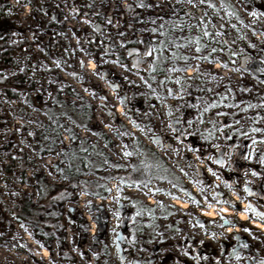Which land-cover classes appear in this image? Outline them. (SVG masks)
<instances>
[{
    "label": "rangeland",
    "instance_id": "374dc122",
    "mask_svg": "<svg viewBox=\"0 0 264 264\" xmlns=\"http://www.w3.org/2000/svg\"><path fill=\"white\" fill-rule=\"evenodd\" d=\"M24 1L0 0V8L14 18L0 36V50L12 60L0 64L1 83L30 90L17 99L0 93V147L24 149L35 166L27 169L31 184L0 173V253L25 256L29 264L36 263L40 248L48 254L39 264H264V232L250 226L251 219L264 222L252 211L264 213V11L258 8L264 0H228L231 9L218 0ZM89 60L93 69H87ZM55 86H72L92 103L90 126L102 129L113 147L78 128L81 137L127 165L135 158L128 144L139 137L181 176L192 196L167 181L126 186L117 178L106 182L88 174L111 192L101 198L77 189L76 201L65 203V226L52 228L57 239L15 217L19 193L37 196L32 173L41 170L48 182H64L55 165L58 155L36 153L31 136L47 124L42 103ZM221 93L219 104L214 96ZM63 97L79 103L77 97ZM202 131L212 134L210 140L193 144ZM61 137L69 144L64 133ZM111 171L107 165L100 173ZM174 195L187 206H176ZM136 199L155 205L161 226L152 239L130 237L129 229L151 215L134 216ZM72 208L85 227L69 224ZM209 208L214 218L202 214ZM239 211L246 213L244 221L237 218ZM208 249L211 255L204 259Z\"/></svg>",
    "mask_w": 264,
    "mask_h": 264
},
{
    "label": "trees",
    "instance_id": "16d2710c",
    "mask_svg": "<svg viewBox=\"0 0 264 264\" xmlns=\"http://www.w3.org/2000/svg\"><path fill=\"white\" fill-rule=\"evenodd\" d=\"M220 4L231 9L228 0H218ZM255 0H246L250 2ZM24 2L32 4L34 0H25ZM262 11L264 8L258 7ZM14 18L8 17L4 9L0 8V36L13 27ZM11 56L6 50H0V64L7 66L11 64ZM118 63H120L118 61ZM152 67L151 71H158ZM3 77L0 76V93L5 94L8 98H19L25 85H2ZM21 84L24 80L21 79ZM30 94V93H28ZM64 94L77 97L79 103L64 98ZM215 101L219 104L223 102V96L217 94L214 96ZM42 110L47 117V124L31 132L33 141V150L38 154H49L55 152L58 160L55 165L60 170V176L63 183H50L46 180L42 171L35 175L37 196L33 197L23 192L19 193V201L15 217L28 221V224L35 227L41 234L49 239H57L51 235L52 228L59 225L64 227L66 224L65 203L76 201V190H81L93 197L105 198L111 192L109 185L106 183L114 178L119 179L126 186L147 185L152 179L167 181L174 185L180 192L192 196L190 189L186 186L181 176L178 175L172 166L166 162L155 149L142 139L134 136L129 142L131 152L135 158L130 164H123L115 161L109 155L107 150L98 144L91 142L86 137H81L77 129L82 128L92 131L107 147L113 145L109 137L102 129L94 130L90 126L93 118V105L86 98L80 95L72 86H66L59 89L55 86L48 98L42 103ZM62 133L69 139V144L64 145ZM201 135L193 138V144L199 140H210L212 134L208 137ZM61 144V149L58 146ZM110 165L114 171L101 175V171ZM33 160L29 157L24 149L12 152L8 148L0 147V173L7 179L15 180L20 184H31V178L27 175V169H34ZM124 172L119 175L116 172ZM88 174L104 178L106 182H100L98 179H89ZM264 175V171L262 172ZM264 189V188H263ZM262 194V193H260ZM176 198L177 195H174ZM264 202V195L261 196ZM259 197V199H260ZM163 210V207L161 208ZM132 212L139 215L140 212H150L148 220L143 224L137 222L132 229H129L130 237L135 242L137 239H152L153 230H160L158 216L155 214V205H149L140 199H136L132 206ZM73 217L69 221L71 226L77 228V224L87 225L84 218L76 208H72ZM148 211V212H147ZM163 213L162 211L160 214ZM161 216H166L161 214ZM174 226L172 225V229ZM166 229H164L165 231ZM64 239V238H63ZM59 249L62 250V237L59 238ZM80 241L79 246L83 244ZM212 250L208 249L203 258L211 255ZM72 259V258H71ZM96 257V261H99ZM103 264H115V262L104 261Z\"/></svg>",
    "mask_w": 264,
    "mask_h": 264
},
{
    "label": "bare ground",
    "instance_id": "6f19581e",
    "mask_svg": "<svg viewBox=\"0 0 264 264\" xmlns=\"http://www.w3.org/2000/svg\"><path fill=\"white\" fill-rule=\"evenodd\" d=\"M88 66H87V69H93V66H94V62L92 61H88L87 62ZM215 68L218 67V64L216 63L214 65ZM187 73H190V69L187 70ZM117 111H120L121 110V106L118 105L117 108H116ZM236 197V196H234ZM148 201L152 202V199L151 198H148ZM172 202L180 207V208H185L187 206V202H185L184 200H181L179 198H173ZM244 206V203L242 204ZM220 211L222 213H227L229 211V209L225 206V205H222L220 207ZM202 214L204 216H206L207 218H214L215 217V211L213 208H209V209H202ZM247 215L245 212L243 211H239L237 213V218L240 220V221H244L246 219ZM250 226L255 228V229H258L260 230L261 232H264V222L258 220V219H251L250 220ZM232 228L231 227H228L227 228V231H231ZM234 230H237V227L234 228ZM28 242L30 243L31 240H28ZM30 250V249H29ZM32 251V250H31ZM40 252V255L38 256L37 254H35L36 258H37V261L35 264H39L41 258L40 257H45L47 254H48V250L46 248H40L39 250ZM7 262H10L12 264H29V260L27 259V257L23 256V257H19V256H15L13 254H6L4 251H1L0 253V264H5Z\"/></svg>",
    "mask_w": 264,
    "mask_h": 264
},
{
    "label": "snow or ice",
    "instance_id": "6c2138e0",
    "mask_svg": "<svg viewBox=\"0 0 264 264\" xmlns=\"http://www.w3.org/2000/svg\"><path fill=\"white\" fill-rule=\"evenodd\" d=\"M130 7V6H129ZM253 15H255V13H253ZM153 31H155V29H153ZM206 36L208 35L207 32L204 33ZM122 35V34H121ZM199 44H197V51H199ZM213 51H215V49H213ZM183 59L187 60L188 57L187 56H184L182 57ZM196 59H200V57H196ZM170 71H183V69H176V68H172L170 69ZM74 75V74H73ZM126 155H129V153H125ZM250 207V206H249ZM249 207H246L245 211H248L249 210ZM253 213L255 215H258L261 217V219H264V213H256L254 209H252ZM245 231H248V229H244Z\"/></svg>",
    "mask_w": 264,
    "mask_h": 264
},
{
    "label": "water",
    "instance_id": "95a60500",
    "mask_svg": "<svg viewBox=\"0 0 264 264\" xmlns=\"http://www.w3.org/2000/svg\"><path fill=\"white\" fill-rule=\"evenodd\" d=\"M154 140H155V142H157V143L159 142V138H154Z\"/></svg>",
    "mask_w": 264,
    "mask_h": 264
}]
</instances>
